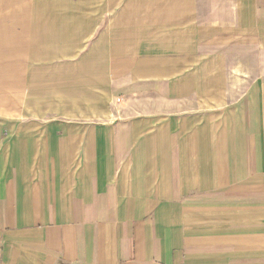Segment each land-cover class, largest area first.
<instances>
[{
	"label": "crops",
	"instance_id": "0c3cea01",
	"mask_svg": "<svg viewBox=\"0 0 264 264\" xmlns=\"http://www.w3.org/2000/svg\"><path fill=\"white\" fill-rule=\"evenodd\" d=\"M0 264H264V0H0Z\"/></svg>",
	"mask_w": 264,
	"mask_h": 264
}]
</instances>
